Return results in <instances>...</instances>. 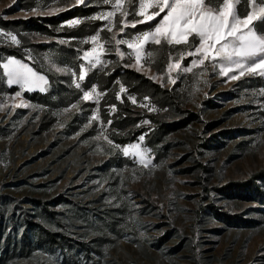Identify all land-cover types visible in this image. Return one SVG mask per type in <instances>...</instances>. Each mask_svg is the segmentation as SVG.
Masks as SVG:
<instances>
[{"label": "rangeland", "instance_id": "obj_1", "mask_svg": "<svg viewBox=\"0 0 264 264\" xmlns=\"http://www.w3.org/2000/svg\"><path fill=\"white\" fill-rule=\"evenodd\" d=\"M114 4L0 0L3 19L79 13L47 23L44 32L23 24L0 26L21 41L13 45L0 37V64L15 57L34 67L47 76L41 93L49 94L29 99L25 92L40 91H23L11 99L21 89L9 86L0 69V102L6 105L0 111V264H264V203L217 190L264 167V96L258 94L264 77L246 73L230 80L238 70L222 76L207 61L191 73L169 72V53L174 63L179 52L189 50L186 45H146L154 56L141 54L142 70L125 67L136 64L134 50L117 45L113 35L131 40L166 12L133 28L143 19L135 15L139 0H124L128 15L116 12L109 31L108 20L92 17L114 11ZM73 19L81 22L68 26ZM97 32L106 63L87 71L80 83L103 94L98 104L95 94L81 99L71 75L50 70L51 64L71 68L78 80L80 66L88 68L83 53L93 47L82 41ZM194 58L186 56L181 69ZM121 85L126 93L118 99ZM21 100L33 107L13 109ZM93 115L98 118L85 128ZM102 129L113 145L103 136L94 139ZM133 144L149 150L147 167L133 155ZM35 201L46 202L45 208ZM210 205L235 218L224 221ZM34 223L55 232L57 242L38 246Z\"/></svg>", "mask_w": 264, "mask_h": 264}, {"label": "snow or ice", "instance_id": "obj_2", "mask_svg": "<svg viewBox=\"0 0 264 264\" xmlns=\"http://www.w3.org/2000/svg\"><path fill=\"white\" fill-rule=\"evenodd\" d=\"M109 2L110 0H105V3ZM76 3H83V0H76ZM123 4L124 0H115L114 11L94 16L92 19L108 20L109 24L105 27L111 31L112 18L116 12H121V15L125 17L128 15L126 10H122ZM149 9H158V11L149 13ZM61 10L57 9V11ZM165 12L166 14L150 30L137 34L131 40H116L115 34L113 35L112 39L117 45L126 44L128 48L134 50L136 64L125 65V67L131 66L136 67L137 71L142 70L141 67H137L141 63V54L143 53L147 58L154 56L153 51H145L146 45L160 46L165 44L169 47L186 45L189 50L179 52V59L174 63L172 62V55L169 53V72L180 69L182 73H191L193 68L202 67L207 61L214 70L218 68L222 76H228L230 72L238 70V74L229 76L230 80H238L246 73L250 76L264 77V0H139V10L135 15L141 16L143 19L133 22L131 27L134 28L137 24L156 20L157 17L161 16V13ZM80 22L78 19H73L67 23L71 27ZM127 26L128 24L125 22L124 27ZM123 31L124 28L122 27L120 32ZM0 37H6L13 45L21 43L17 36L11 33L0 32ZM98 40L99 32L91 36L89 40L82 41V43H91L93 47L83 53L82 59L87 61L88 68L85 69L84 65L80 66L78 80L76 79L77 73L71 68H62L55 64L50 65V70L68 74L74 78L73 84L83 92L81 98L83 101L92 100L95 94L97 104L103 94L98 92L95 85L90 91L83 90L80 82L85 80L87 71L106 63L101 59L104 47L103 44H98ZM60 43L64 44L66 41L61 40ZM117 53L123 56L119 49H117ZM186 56L198 58L192 59L190 66L181 69L180 62ZM29 59H31L30 56ZM0 69L3 70V76L6 77L9 86L18 85L21 89L11 97L13 100L22 97L23 91H46L47 76L40 74L34 67L22 60L8 57L5 62L0 64ZM169 79L170 83H175L171 77ZM120 93H126L123 85L117 94L118 99ZM258 94L264 96V88H261ZM253 95H257V93L254 92ZM129 99L133 104L136 103L135 97L129 96ZM144 99L147 100L148 97ZM5 107L6 105L0 102V111L4 110ZM29 107L33 106L23 100L13 105V109ZM72 108H78V104H73ZM115 110V106H112V111ZM67 111L69 110L64 109V112ZM95 111L98 113L99 109L97 108ZM97 118L96 115H93L85 128L90 127L91 120ZM111 123L112 121L109 120L108 124ZM143 123L147 124L149 121L145 120ZM102 136L108 140L107 136H104L103 129L100 135L94 139L100 140ZM144 139V135L139 137L140 141ZM108 143L113 145L111 140H108ZM115 147L119 148L118 145ZM130 147L133 150V155L139 157L138 162L141 165L147 167L151 163L150 159H146L148 149H141L140 144H133ZM122 151L125 156L129 155V148H123Z\"/></svg>", "mask_w": 264, "mask_h": 264}, {"label": "trees", "instance_id": "obj_3", "mask_svg": "<svg viewBox=\"0 0 264 264\" xmlns=\"http://www.w3.org/2000/svg\"><path fill=\"white\" fill-rule=\"evenodd\" d=\"M74 9L62 12L59 16H31L28 19H3L0 17V26L7 28L10 24H23L31 29L37 31H43L47 29V23H56L58 21L67 20L73 18L74 16L78 15ZM6 55L17 56L20 57L18 53L15 51H8ZM134 74L138 75L143 81L151 82V80L145 77L142 73H137L135 71ZM154 87L163 92V89L160 87L158 83L152 82ZM17 89V87H15ZM25 96L29 99H40L48 97L49 94H43L41 92H35L34 94H30L29 92H25ZM264 184V167L252 174L249 178L245 180H236V181H229L226 184L217 187V190L220 193L234 196V197H241L248 200H256L264 203V188L262 186ZM36 205L45 208L46 202L35 201ZM212 210L214 211L215 215L219 218L223 219L224 221H231L235 218L234 215L227 214L223 211H219L214 205H210ZM36 226V227H35ZM34 230H37L38 237H40L39 241H36L37 245H41L42 247L52 246L51 244L56 241V233L50 230L43 228L40 224L34 223ZM38 240V237L35 236Z\"/></svg>", "mask_w": 264, "mask_h": 264}]
</instances>
